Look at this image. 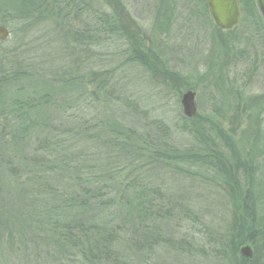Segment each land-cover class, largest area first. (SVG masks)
<instances>
[{"label":"rangeland","instance_id":"obj_1","mask_svg":"<svg viewBox=\"0 0 264 264\" xmlns=\"http://www.w3.org/2000/svg\"><path fill=\"white\" fill-rule=\"evenodd\" d=\"M29 1L0 0V26L7 30L0 41V78L10 71L17 77L11 95L40 99L55 90L59 101L71 104L63 102L51 116L64 124L72 114L81 126L103 128L98 136L106 134V126L127 130L135 122V132L141 133L160 123L178 153L203 149L224 161L237 156L242 164L264 159V20L256 3L255 13L240 8L238 25L225 32L213 23L205 0H77V9L66 4L69 0H41L52 16L36 21L23 8ZM97 16L108 25L112 20L117 32H95L102 24ZM134 48L142 53L139 61ZM103 75L104 92L114 96L110 104L95 90ZM62 78L71 85L59 90ZM189 90L197 105L192 121L207 127L202 131L208 143L191 131L193 117L183 115L180 100ZM6 102H0V154L5 160L16 151L8 137L16 119L11 109L7 117ZM207 121L214 130H207ZM216 132L221 138L216 139ZM26 147L31 155V143ZM176 162L140 173L143 182L163 191L174 213L158 224L161 241L154 252L134 257L133 263L241 264L240 249L247 246L252 251L247 264H264V238L249 242L247 229L239 232L231 224L229 187L219 188L225 177L212 175L206 165ZM258 183L264 189V176ZM242 186L248 193L256 191ZM240 203L239 210H254L244 199ZM259 224L258 218L255 227ZM231 241L236 248H230ZM16 256L22 258L24 252ZM16 256L8 243L0 246V264H22Z\"/></svg>","mask_w":264,"mask_h":264},{"label":"trees","instance_id":"obj_2","mask_svg":"<svg viewBox=\"0 0 264 264\" xmlns=\"http://www.w3.org/2000/svg\"><path fill=\"white\" fill-rule=\"evenodd\" d=\"M238 1L243 13L245 6L248 12H256L255 0ZM77 2L69 0L66 4L73 3L77 9ZM23 8L35 21L52 16L41 0H30ZM96 19L102 24L95 32H117L112 20L110 26L108 20ZM133 52L139 61L142 53L136 48ZM16 78L11 71L0 78V102L6 99L2 107L8 108L7 117L12 112L16 119L15 129L8 132L16 151L11 150L12 157L6 160L0 154V246L8 243L15 256L19 253L21 257L24 252L22 258L16 256L22 264H134V257L153 253L161 241L158 224L171 219L174 212L163 191L143 182L140 173L151 165L175 166L176 161L206 165L214 170L212 175L224 176L219 188L229 187L234 229L241 232L246 228L249 242L264 238V189L257 187L264 176V159L257 157L259 162L252 159L242 164L237 156L224 161L206 155L203 149L193 154L178 153L166 141L167 132L160 123L141 133L135 132V122L125 127L127 130L106 126V134L98 136L103 128L95 131L88 125L81 126L72 114L64 124L59 117L51 116V110L61 109L63 102L71 104L66 99L59 101L55 90L53 94L43 93L40 99L24 98L21 93L11 95ZM105 79V75L96 79L95 90L110 104L114 96L104 92ZM67 80L60 83L61 87L57 85L59 90L71 85ZM196 118L189 119L194 125L191 131L202 134V142L208 143L202 131L207 127L200 128L196 120L192 121ZM208 123L207 130H214ZM217 134L216 139L221 138ZM27 142L31 143V155L25 151L29 149ZM244 183L255 187V193L245 191ZM242 199L255 211L239 210ZM183 213L190 214L178 211ZM257 217L260 224L255 227ZM232 245L231 241L230 248L236 244ZM240 260L241 264L250 261Z\"/></svg>","mask_w":264,"mask_h":264},{"label":"water","instance_id":"obj_3","mask_svg":"<svg viewBox=\"0 0 264 264\" xmlns=\"http://www.w3.org/2000/svg\"><path fill=\"white\" fill-rule=\"evenodd\" d=\"M257 8L264 20V0H255ZM207 11L213 23L222 31H232L239 23L240 9L238 0H206ZM7 38V30L0 26V41ZM183 115L192 118L197 111L195 103V93L186 91L180 100ZM252 251L249 247H242L240 254L244 258L250 259Z\"/></svg>","mask_w":264,"mask_h":264}]
</instances>
